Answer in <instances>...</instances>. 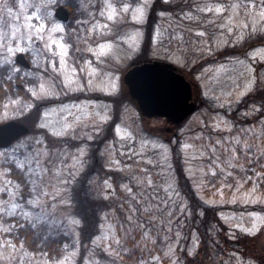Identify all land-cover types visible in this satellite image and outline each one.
Wrapping results in <instances>:
<instances>
[{"label":"rangeland","instance_id":"rangeland-1","mask_svg":"<svg viewBox=\"0 0 264 264\" xmlns=\"http://www.w3.org/2000/svg\"><path fill=\"white\" fill-rule=\"evenodd\" d=\"M153 1L78 0L80 12L71 24L56 17L55 22L64 26L63 32H50L52 25L48 24L43 39L33 36L31 45L23 42L21 46L29 49L25 54L32 63L30 69L16 63L19 52L9 56L0 47V66L27 82L22 90L30 95L35 90L44 97L40 100L14 94L0 102V123L19 120L30 112L29 105L40 102L39 125L43 129L0 150L7 153L0 155V189L14 193L0 191V209L4 210L0 211V264H78L81 255V264H191L200 238L195 232L186 235L184 231L188 201L175 172L173 145L178 146L186 175L201 201L227 206L219 212L222 220L234 230L261 233L264 245V226L257 223L258 230L251 233L243 230L258 219L252 213L264 216V40H255L264 35V0H191L184 10L161 12L148 55L194 70L198 87L194 100L204 103L184 120L174 121L145 118L135 104L123 101L117 125L120 131L116 126L115 136L99 144L115 109L105 97L122 91L124 72L141 51ZM20 2L0 0V32L10 36L14 25L27 32ZM108 3L116 6L113 20L107 13L101 15ZM124 4L129 5L127 12L122 10ZM217 4L224 7L222 13L202 11ZM7 7H12L19 18L9 15ZM138 7H144L143 17L133 20L134 14L139 16ZM248 39L255 41L249 43ZM60 43L68 45L63 67ZM100 44L109 46L101 52ZM53 61L58 71L53 70ZM14 66L21 71L12 72ZM65 79L71 83L63 84ZM113 83L115 91L111 90ZM41 84L57 94L44 96ZM70 93L76 94L74 99L64 101L73 95ZM254 93L261 101L240 109L239 103ZM65 124L70 127L57 136L53 129L60 131ZM27 158L32 159V171L28 166L17 167L22 178L13 176L10 164ZM94 159L98 165L86 176V183L106 204L99 212L96 235L83 241L84 223L75 211V192ZM69 199L71 206L65 203ZM32 200L37 203H29ZM13 203L19 207L8 215ZM15 218L49 224L67 232L72 241L54 258L21 247V242L10 235L16 227ZM70 218L81 223L71 224ZM3 228L11 231L4 232ZM7 240L16 248L5 244ZM220 258L217 264H263L235 252Z\"/></svg>","mask_w":264,"mask_h":264},{"label":"trees","instance_id":"trees-1","mask_svg":"<svg viewBox=\"0 0 264 264\" xmlns=\"http://www.w3.org/2000/svg\"><path fill=\"white\" fill-rule=\"evenodd\" d=\"M190 1L191 0H184L182 2H164L163 0H154L148 20L144 25L145 39L141 51L137 56V60H146L148 59L147 57H149L148 52L150 51L152 44L154 27L159 19L160 13L168 12L172 14L176 11L184 10L189 6ZM73 5L77 6V0H73ZM71 11L73 17L78 16L77 12L74 13L73 8H71ZM258 40H264V35L260 36ZM228 51L229 49L223 50L221 53H227ZM184 73L187 78L194 83V70H185ZM17 83L23 85L26 84L20 75L16 74L12 76L8 72L6 66H0V102L6 101L14 94H20L24 98L32 97L28 90L17 89ZM112 98L115 106L114 116L105 126L107 134L101 138L102 141L113 134L114 125L121 118L123 101L132 100L126 87L119 95ZM260 101L261 100L258 98L257 94L254 93L246 96L243 101L239 103V108H245L253 102L258 103ZM40 119L41 109L39 103H35L30 112L19 120L26 123L31 128V133H34L43 130L39 125ZM172 150L173 163L175 172L179 178L181 193L188 201L184 231H186V235L195 232L200 238L198 253L191 258V264H201L207 261L208 263L211 261L212 264H217V259L230 252H235L245 257H255L264 264V245L261 233L251 235L234 230L227 225L219 215L220 210L227 208V206H215L202 202L196 195L193 185L186 175V171L181 161L182 154L178 151V146L173 145ZM94 152L95 149L92 153ZM97 165L98 162L94 159V163L85 173L81 185L75 192V200L77 202L75 211L78 216L82 218L84 223L82 226L83 241L89 240L96 235L100 223L99 212H101L106 204L104 199L93 194L86 183V176H88L92 171V168L95 169ZM10 167L12 168L13 176L22 178V172L17 175L19 169L15 164H10ZM243 209L244 208H241L240 210ZM251 209H254V207ZM13 220L17 219L15 218ZM15 226V230L10 235L14 237L17 242L23 243V245L31 251L46 253L51 258L63 254L66 244L72 241L71 236L67 232L55 230L46 223L33 224L28 221L24 222L17 220ZM82 259L83 255L79 258L78 264H81L80 262Z\"/></svg>","mask_w":264,"mask_h":264},{"label":"water","instance_id":"water-1","mask_svg":"<svg viewBox=\"0 0 264 264\" xmlns=\"http://www.w3.org/2000/svg\"><path fill=\"white\" fill-rule=\"evenodd\" d=\"M69 15L68 9L62 7L57 16L66 21ZM16 61L26 67L31 66L24 53H19ZM124 81L146 116H161L182 121L198 107L193 100V84L169 62L143 61L125 73ZM0 125L3 126L0 148L9 147L31 132L25 123L17 120Z\"/></svg>","mask_w":264,"mask_h":264},{"label":"snow or ice","instance_id":"snow-or-ice-1","mask_svg":"<svg viewBox=\"0 0 264 264\" xmlns=\"http://www.w3.org/2000/svg\"><path fill=\"white\" fill-rule=\"evenodd\" d=\"M73 0H36L35 3H25L24 0H21V2L19 3V9L21 11H23L25 13L24 15V25L23 27L27 29V32H21L20 28L17 26H13L12 31H11V35L9 36L8 33L6 32H0V47H4L5 50L7 51V53H9V56L15 55L16 52H20V53H25L27 52L29 49L26 47L21 46L23 44V42L26 40L27 43L29 45H31L32 43V39L33 36L38 37L39 39H43V33L48 30V24H51V30L50 32H56L57 30H59L60 32H63L64 26L63 24L59 23V22H55L56 21V16L58 15V11L62 8L65 7L69 4H72ZM146 7V6H145ZM29 9H34L30 12V14L28 13ZM123 11L127 12L129 10V5L128 4H124ZM224 7L220 4L215 5L214 7L212 6H205L202 8L203 12H213L215 11L216 13H222L224 11ZM7 12L9 15H16L17 19L18 14L13 12V8L12 7H7ZM136 12L139 13V16H137L136 14L133 15V20H136L138 18H142L143 17V13H144V7H138L136 9ZM105 13H107V18L109 20H113L116 18L117 16V11H116V6L112 3H108L106 5V9L105 11L101 12V15H105ZM261 15L264 16V9H262ZM35 21V22H33ZM55 43V42H53ZM109 45L107 44H100L99 45V50L102 52L104 51ZM49 47H51V45H49ZM59 47L61 49L59 55H60V65L61 67L64 66V58L67 55V48L68 45L64 44V43H60ZM91 51V49H90ZM8 63H11L13 65H15V61H7ZM53 64V70L54 71H58L55 67V61L52 62ZM12 72H16L19 73L21 71L20 67H12L11 68ZM63 84L69 85L71 82L67 79H65L64 81H62ZM116 89V85L115 83L111 84V90L115 91ZM109 89H105V91H108ZM40 91L41 93L44 94V96H51V95H56L57 93L54 92H50L45 90L44 85L41 84L40 85ZM31 95L33 97H37L40 100H43V96H38L37 91L35 90H31ZM17 101H12V103H16ZM33 107V105H29V108ZM255 110V109H254ZM49 115V113L46 111L44 113V116L47 117ZM106 119V117H101V120ZM45 127H47V125H43ZM68 127H70L69 125L65 124L64 128L61 129L60 131H56L55 129H53L54 133L59 136V135H63L64 134V129H67ZM96 131H99V128L96 129ZM119 126H117V132H119ZM3 132V126L0 125V133ZM89 140L92 139L91 136L88 137ZM0 155H4L7 156V153H0ZM80 155L83 156L84 152L83 150H80ZM13 163L16 165V167L20 168V169H24L26 166H28V171L31 172L32 169L30 167L31 163H32V159L31 158H27L24 161H20V160H14ZM77 163H80L79 161H77ZM81 167H83V165L81 164ZM6 172L10 173L11 169H7ZM105 183H107V181H105ZM148 183L150 184L151 181L149 180ZM19 185H17L18 187ZM109 188H111V185H108ZM129 191H131V189H128ZM0 191H7L9 193V195H14V193L12 192L11 189H0ZM256 191L255 186L253 187L252 192L254 193ZM252 193H249L248 195H251ZM221 195H223V193H221ZM253 203H255L256 201L253 200ZM29 203H37V201L32 200L29 201ZM66 204H68L69 206L72 205V200L69 199L67 201H65ZM209 204L213 203V201L209 200L208 201ZM19 207V205L13 203L11 205V209L7 211L8 215H12L13 211L15 209H17ZM0 211H4L3 209H0ZM25 215H29L28 213H25ZM253 217H257V220H254L252 223V227L251 228H243V230L245 232L251 233L253 231H257V223H259L261 226H264V216H262L259 213H252ZM69 223L71 224H80L81 221L79 219H69ZM238 227H242L241 225H238ZM4 232H10L11 229L10 228H3ZM145 235H147L145 233ZM97 239H100V237H97ZM117 243H119V240H117ZM5 244L10 245L12 249L16 248V245L12 243L11 240H7L5 241ZM21 247H23V244L21 243Z\"/></svg>","mask_w":264,"mask_h":264},{"label":"bare ground","instance_id":"bare-ground-1","mask_svg":"<svg viewBox=\"0 0 264 264\" xmlns=\"http://www.w3.org/2000/svg\"><path fill=\"white\" fill-rule=\"evenodd\" d=\"M87 101V100H86ZM77 102H80V100H78Z\"/></svg>","mask_w":264,"mask_h":264}]
</instances>
